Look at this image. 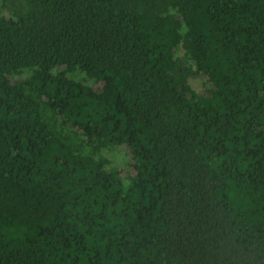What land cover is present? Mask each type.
Returning a JSON list of instances; mask_svg holds the SVG:
<instances>
[{
    "label": "trees",
    "instance_id": "obj_1",
    "mask_svg": "<svg viewBox=\"0 0 264 264\" xmlns=\"http://www.w3.org/2000/svg\"><path fill=\"white\" fill-rule=\"evenodd\" d=\"M0 264H264V0H0Z\"/></svg>",
    "mask_w": 264,
    "mask_h": 264
},
{
    "label": "rangeland",
    "instance_id": "obj_2",
    "mask_svg": "<svg viewBox=\"0 0 264 264\" xmlns=\"http://www.w3.org/2000/svg\"><path fill=\"white\" fill-rule=\"evenodd\" d=\"M191 84L192 88L202 95H206L210 89V87L207 85V82L201 77L193 79Z\"/></svg>",
    "mask_w": 264,
    "mask_h": 264
}]
</instances>
